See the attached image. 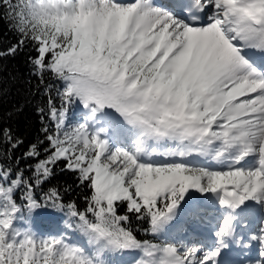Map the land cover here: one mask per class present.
Listing matches in <instances>:
<instances>
[{"label":"rangeland","instance_id":"1","mask_svg":"<svg viewBox=\"0 0 264 264\" xmlns=\"http://www.w3.org/2000/svg\"><path fill=\"white\" fill-rule=\"evenodd\" d=\"M22 2L23 28L48 41L70 44L63 96L71 100L67 99L69 110L59 123V152L72 170L92 177L100 198L110 202L128 198L132 206H140L168 196V202L179 201L174 207L188 209L195 200L197 206L210 199L225 201L231 190L245 196L241 201L264 202V92H260L264 78L259 74L263 69L244 62L236 52L237 59L228 62L218 49L206 47L202 36L210 31L211 20L185 43L188 31L178 24L180 19L167 29L164 25L149 29L138 20L125 24L121 16L91 20L86 0ZM134 3L121 4L120 9ZM219 4L217 15L225 10ZM164 39H169L168 45ZM95 47L114 56L112 62L119 67L92 68L89 59ZM122 59L126 66L118 62ZM142 61L147 63V76L138 81L133 73ZM172 89L181 98H187L186 92L192 95L191 107L205 115L194 123V133L187 131L190 118L178 121L183 127L167 125L158 116L157 108L167 98L172 102ZM249 154L255 160L249 161ZM242 157L246 164L240 162ZM204 172L210 177L204 178ZM174 207L155 229L173 245L157 256L160 264L165 257H176L172 264H213L202 254L195 262V254L187 251L186 224H166ZM115 231V223L101 222L94 229L81 227L80 232L39 235L33 222L12 205L10 190H2L0 184V264H144L155 254L154 245L140 247Z\"/></svg>","mask_w":264,"mask_h":264},{"label":"trees","instance_id":"2","mask_svg":"<svg viewBox=\"0 0 264 264\" xmlns=\"http://www.w3.org/2000/svg\"><path fill=\"white\" fill-rule=\"evenodd\" d=\"M23 10L22 0H0V184L11 191L12 204L22 218L33 222L39 235L80 232L81 227L94 229L101 222H113L115 232L129 243L154 244L158 251L173 247L156 235L155 227L178 200L159 197L153 204L140 206H132L128 198L106 201L98 196L92 177L72 170L60 155L59 123L69 110L70 97L64 98L63 90L71 47L61 39L54 43L23 28ZM90 53L94 69L119 67L103 48L95 47ZM118 62L127 64L126 59ZM146 65L142 61L137 66L136 80L145 79ZM184 95L187 98L172 89V102L167 98L157 108L158 116L167 125L190 118L187 131L194 133L196 122L205 115L191 107L192 95ZM203 176L210 177L208 172Z\"/></svg>","mask_w":264,"mask_h":264},{"label":"bare ground","instance_id":"3","mask_svg":"<svg viewBox=\"0 0 264 264\" xmlns=\"http://www.w3.org/2000/svg\"><path fill=\"white\" fill-rule=\"evenodd\" d=\"M82 1V0H81ZM89 2L88 13L91 20L97 18V16L101 15L104 19L109 17L111 20H116L118 16H121L123 22L126 23H133L137 20L140 21V25L145 26L149 29H153L154 27H158L164 25L167 29L173 25L177 19H180L181 26L187 28L186 30L188 33L184 34V42L186 43L189 38L190 34H196L199 30H191L186 21L184 22L182 18L174 11L170 2L163 3L161 8H154L147 4L144 0H138L137 4L133 7H126L124 9H120V4L117 5L115 0H86ZM222 1V2H221ZM191 0L192 3L199 4V6L205 12L204 22H213L212 26L210 27V31L204 33L202 36V40L205 42L206 47H212L218 49V51L225 57H229L228 62L232 61L233 59H237V55L244 62L246 59L242 55V49L237 43V39L239 38V34L236 35V27L233 25V19H235L236 14L240 11L241 7L239 6V0ZM80 3V2H79ZM223 7L224 11L220 15H223V18H219V14L217 15L216 11L220 4ZM255 4H260L261 8L264 6V0L258 1ZM211 7H213L211 9ZM116 10L118 12H116ZM156 10V11H154ZM104 11L106 13L103 16ZM110 13V14H109ZM239 16V15H238ZM240 17V16H239ZM228 21L225 22V20ZM144 28V27H143ZM180 29V28H179ZM205 29L203 27L202 31ZM162 34V33H161ZM165 38V37H164ZM166 45L169 43V39H164ZM204 44V43H203ZM226 60V61H227ZM234 66V65H233ZM251 66V65H250ZM257 68V67H256ZM259 68V67H258ZM255 69V68H253ZM257 73V72H255ZM261 78H264V69L262 72L259 73ZM263 87V86H261ZM259 89V88H258ZM260 92H264L263 88H260ZM95 115L93 113H90ZM92 118V116H90ZM124 124V123H123ZM122 124V126H123ZM125 125V124H124ZM123 129V128H122ZM137 129H141L138 127ZM249 161L251 159L255 160L256 156L253 154L248 155ZM240 162L246 164L248 161L245 157H242ZM228 193L226 196V200H218V203H215V199L206 200L204 202L200 201L201 206H197V200L194 201L193 207L188 209H182L180 207H174L170 211V220L166 221L168 226L178 225L179 227L186 224L188 230L190 231V235L188 239H190V245L187 248L188 252H192L195 254V262L199 260V254L206 256L207 258L211 257V261L214 262L213 256L210 255L211 250L203 249L200 245L195 246V242L198 240H205L207 243H211L209 237H207V233L209 232L208 228H214L218 223L219 215L225 214L226 211H230L229 207L235 206L236 208L241 207L239 214L249 216V219L257 220V224L259 223V218L255 216L261 213V208L264 205V202L261 203L258 207L255 204H252L250 199H246L245 202L242 204L241 199L245 198L244 195H237L236 193L232 192ZM196 202V206L194 204ZM223 204V205H222ZM173 212L174 215H173ZM181 218L180 222H176L177 219ZM245 222V221H243ZM221 221H219L218 226H220ZM256 224V225H257ZM215 231V230H214ZM187 239V240H188ZM209 245V244H208ZM212 245V244H211ZM196 248V250H195ZM192 249V251H191ZM204 260V257H202ZM174 258L165 257L162 261V264H172ZM204 262H207L204 260ZM200 263V262H198ZM208 263V262H207ZM206 263V264H207ZM144 264H153L152 258L149 256L146 257ZM191 264V263H190ZM264 264V262L262 263Z\"/></svg>","mask_w":264,"mask_h":264}]
</instances>
